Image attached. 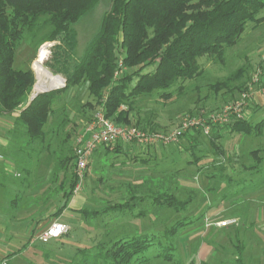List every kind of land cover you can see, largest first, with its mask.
<instances>
[{
	"label": "rangeland",
	"instance_id": "374dc122",
	"mask_svg": "<svg viewBox=\"0 0 264 264\" xmlns=\"http://www.w3.org/2000/svg\"><path fill=\"white\" fill-rule=\"evenodd\" d=\"M109 5L110 0H98L95 6L73 25L76 33L72 56L74 61L82 55L87 42L97 32ZM58 43V40L46 41L36 47L32 42L22 41L15 52L13 67L26 69L31 65L33 69V62L40 47L46 44L48 54L43 66L54 74L47 67V63L54 50L53 46ZM198 62L202 69L201 74L190 80L178 81L168 90L169 97L161 96V91L141 96L130 111V124L138 126V120L141 126L144 122L155 125L153 130L172 131L186 119L203 121L205 115L220 113L225 106L237 101L246 91L250 95L245 99L247 105L243 109L244 119L256 122L264 117V101H261V93L264 91V21L247 23L236 44L226 47L222 56L204 55L198 58ZM151 69L152 65L144 71ZM236 72L241 73L239 79L231 80L228 85L236 87L240 84V90L234 88L227 91L223 87L215 91L211 88V84L224 81ZM54 75H59L65 85L62 74ZM35 83L36 79L34 90ZM84 85L87 88V82H81L77 90L73 91V86L60 93L61 96H66L63 100L67 105L66 115L69 120H64L66 115L62 111L57 116L63 118V126H66V129L73 130L72 122L77 119L82 118L87 122L97 109L94 98L86 92ZM61 87L63 86L57 88ZM249 87L251 91L248 90ZM85 102L89 104L86 105ZM200 125L201 123L196 124L197 127L188 126L187 131L179 136L177 143L162 147L161 151H164L166 156H157L156 160L146 161L134 169L132 166H126L133 153L111 151L109 156L102 155L96 159L97 162L93 165V159L89 161L85 178L77 192L85 197L84 209L97 210L100 213H77L70 220L68 233L45 243L36 241L35 250L33 248V251L18 255L11 263L75 264L83 257L81 249L94 253L98 245H109L117 238L134 233L158 234L162 242H167L163 237L164 229L181 220L187 224L168 240L175 246L173 258L167 261L156 257L159 249L154 245L143 252L142 255L147 257L148 261L141 264H264V225L249 220L248 212L244 215V212L251 208L255 218L259 214V208L264 212V138L230 134L227 128L220 137H214L217 148L210 142L209 135L214 129L218 131L224 128L226 123L212 126L209 134H205ZM77 133L73 134L71 131V135L66 136L60 132L49 136V148L41 150L48 151V157L40 155L29 159L19 158L24 161H21L24 167L30 163L31 186L41 194L48 195L50 189L57 188L63 175L66 181L70 180L73 161L68 163L65 174L61 170L56 172L55 181L51 180L50 176L57 157L62 154L70 155L68 149H73V140ZM188 133H192L193 137L197 135V141H203L197 144L196 148L188 146L189 141L182 138ZM17 138L19 139L14 142V148L27 152L38 150L26 146L21 136ZM180 142L189 148L188 153L178 149ZM254 149H260L258 155L262 157V161L259 163L251 153ZM195 157L199 158L198 163H188V160ZM234 158L238 160L232 163ZM249 165L255 167L245 168ZM21 171L23 172V169ZM21 174L20 180H23L25 173ZM0 183V195L9 197V175L4 173V168L0 172ZM157 191L170 193L188 203L181 210L162 207L152 202L151 196ZM134 196V200L130 201ZM139 198H142V201H139ZM73 201L71 198L68 207L76 206ZM126 201L135 203L132 211L127 208L122 212L103 211L109 205ZM5 209L8 210L9 205L0 202L1 220L9 225V220L6 221L8 216L3 211ZM139 212L144 214L137 216ZM62 219L67 220V217L63 216ZM221 221L226 224L218 225ZM18 225L20 223H16V226Z\"/></svg>",
	"mask_w": 264,
	"mask_h": 264
},
{
	"label": "trees",
	"instance_id": "16d2710c",
	"mask_svg": "<svg viewBox=\"0 0 264 264\" xmlns=\"http://www.w3.org/2000/svg\"><path fill=\"white\" fill-rule=\"evenodd\" d=\"M97 2L0 0V112L16 113L15 121L21 127L19 133L23 143L37 151L49 148L45 126L48 117L60 111L54 109V105L62 91L87 82L88 94L94 98L97 108L103 107L106 117L118 124H130V111L141 96L161 91V96L169 97L168 90L178 81L190 80L201 74L198 58L209 54L222 56L226 47L236 44L247 23L264 21V0H110L97 32L87 42L82 55L74 61L76 33L73 25ZM24 40L36 47L46 41L58 40L47 67L65 78L63 87L39 93L31 101L29 96L35 82L33 71L13 67L15 52ZM151 65V70L144 71ZM235 74L224 81H216L211 88L215 91L223 87L227 91L239 89L240 84L236 87L228 85L231 80H238L241 73ZM136 122L143 129L155 128L148 122L142 126L138 120ZM224 127L230 134L264 138V117L256 122L232 119ZM215 131L209 135L210 142L218 148ZM191 135L188 133L182 138L189 141L188 146L196 148L197 135ZM193 139V143L190 142ZM259 151H251L257 163L262 161ZM68 153L70 155L57 157L55 173L61 170L65 174L68 170L74 157L71 147ZM198 162V157L189 161ZM253 167L255 165L247 166L248 169ZM63 176L58 185L63 201L56 214L66 207L76 184L74 173L69 181ZM151 197L153 203L174 210H181L188 203L164 191H157ZM134 198L131 197L130 201ZM134 204L120 202L107 206L103 211L122 212L126 208L132 211ZM80 213L96 215L100 212L81 209ZM142 214L139 212L137 216ZM184 224L187 222L178 220L164 229L163 237L167 242H162L158 234L134 233L117 238L109 245L100 244L94 253L81 249L83 257L75 264H141L148 261L143 252L154 245L159 249L155 256L170 261L175 246L168 240Z\"/></svg>",
	"mask_w": 264,
	"mask_h": 264
},
{
	"label": "crops",
	"instance_id": "0c3cea01",
	"mask_svg": "<svg viewBox=\"0 0 264 264\" xmlns=\"http://www.w3.org/2000/svg\"><path fill=\"white\" fill-rule=\"evenodd\" d=\"M29 68L33 70L31 65H29ZM77 88L78 85L74 86L73 91L77 90ZM84 88L86 92H88L85 85ZM63 98H66V96L59 95L58 101L55 102L54 109H58L60 110L59 112L62 111L66 115L67 105L64 103ZM85 104L88 105L87 102H85ZM257 104L259 105L258 102ZM57 115L58 114H52L48 117L47 124L45 126V130H47L48 132V137L52 135L55 136L60 132H63L65 135L70 133L71 135V131L73 132V134L78 132L76 134L77 136L82 131L85 124L89 121L88 120L87 122H85L86 120L84 121V119L82 118L79 120L77 119L76 121L72 122L73 130H69L66 129V126H63L65 125L64 122H67V118L69 119V117L66 115V117H64L65 121L63 122V118L61 119L59 118L60 116ZM15 116L16 113L6 114L0 112V172L4 168V173L9 175V197L5 194H2V196L0 195V202H3V204H5L6 206L9 205V211L6 209L3 211L8 216L6 221L9 220L10 223L9 225H7L6 223L2 222V217H0V264H12L11 260L13 261V259H17L18 255L24 252L33 251L32 249L37 246L35 242L41 241L38 238L39 235L46 230V228L52 221H60L69 225V223H71L70 220L86 206L85 197L80 194V192H73L68 200L66 207L61 211V213L56 214V211L60 208L63 201L61 190H58V187H54L53 189H50L48 195H44L41 194L39 190H36L33 185L31 186L30 181L32 173L30 172V163H28V165L24 167V163H22L24 161H22V159L20 160L19 158L29 159L31 157H37L40 155L48 157V151H29V153L27 151H21L14 148V142H17V140L19 139L17 138V136H21L19 133L21 127L16 123ZM225 130L226 127L215 131L214 136L220 137ZM76 136L74 137L73 145ZM71 139H73V135ZM192 141H194V139L190 142ZM202 141L203 139H199V141L196 142L197 144H199ZM165 146L166 145L155 144L144 147L134 143H115L110 145L109 147L104 145L96 148L93 151L89 161L93 159V165L94 162H97L96 159L100 158V156L102 155L105 157L109 156L111 151L125 154L133 153L131 159H129V161L126 163V166H132V169H134L136 166H140L146 161L152 159L156 160L157 156H166V153H164V151H161V148ZM179 146L180 147H178V149L186 150L187 153L189 152V148H186L187 146L184 143L180 142ZM139 147H143L144 149H138ZM171 150H175V148H171ZM2 158H4V160ZM237 160L238 158H234V161L232 163ZM139 161L140 163H138ZM189 161L191 160H188V163ZM54 168L52 169L50 176L51 180L53 181L56 180V173L54 172ZM20 169H23V172ZM21 173H25V177H23V180H20L22 178ZM63 178L64 177H62V179ZM71 198L74 199L73 202L76 205L73 208L71 206L68 207ZM262 200L264 201V199ZM246 212H248L249 220L261 222V225H264V212L262 209L259 208V214L257 215V218H255V216L253 215L254 211L252 208L247 209L244 212V215ZM63 216L67 217V220H63ZM235 216L240 217L239 214H235ZM16 223H20V225L16 226ZM256 238L259 240V236H257ZM35 249L36 248H34V250Z\"/></svg>",
	"mask_w": 264,
	"mask_h": 264
},
{
	"label": "built area",
	"instance_id": "2783aa9c",
	"mask_svg": "<svg viewBox=\"0 0 264 264\" xmlns=\"http://www.w3.org/2000/svg\"><path fill=\"white\" fill-rule=\"evenodd\" d=\"M43 46L47 47L46 44L41 47ZM120 63L121 62H119V64ZM115 75H117V72H115ZM248 90L251 91V87H249ZM249 95L248 91H246L241 94V97L237 101L225 106L220 113H211L208 116L205 115L203 116V121L195 118L186 119L177 129L168 132L146 130L135 124H118L113 119L106 117L103 107L99 106L74 141L73 173L76 184L73 192L76 193L83 182L90 157L93 151L99 146H107L115 143H134L144 147L155 144L169 145L177 143L179 141V136L187 131L186 129H188V126H196V124L199 123H201L200 126L204 133L209 134L212 126L216 124H227L232 119H244L243 109L244 106L247 105L245 99H248ZM261 101H264V91L261 93ZM217 224L225 225L226 222L221 221ZM69 228L70 227L66 223L52 221L38 238L44 242L50 239H58L68 233Z\"/></svg>",
	"mask_w": 264,
	"mask_h": 264
},
{
	"label": "bare ground",
	"instance_id": "6f19581e",
	"mask_svg": "<svg viewBox=\"0 0 264 264\" xmlns=\"http://www.w3.org/2000/svg\"><path fill=\"white\" fill-rule=\"evenodd\" d=\"M47 54V48L45 46L41 47L35 61L33 62V69L36 75L35 90L33 89V92H40L43 90L63 86V79L59 75L50 73L43 66V61Z\"/></svg>",
	"mask_w": 264,
	"mask_h": 264
},
{
	"label": "water",
	"instance_id": "95a60500",
	"mask_svg": "<svg viewBox=\"0 0 264 264\" xmlns=\"http://www.w3.org/2000/svg\"><path fill=\"white\" fill-rule=\"evenodd\" d=\"M33 89H34V85H33V88H32V91H31V94L29 96V101H31L37 94L39 93H42V92H45V91H49V90H52V89H47V90H43V91H40V92H33ZM53 89H56V88H53Z\"/></svg>",
	"mask_w": 264,
	"mask_h": 264
}]
</instances>
